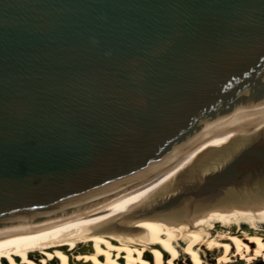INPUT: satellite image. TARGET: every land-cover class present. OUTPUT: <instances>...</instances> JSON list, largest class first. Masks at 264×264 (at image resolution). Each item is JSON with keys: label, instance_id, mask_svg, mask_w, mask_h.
<instances>
[{"label": "water", "instance_id": "water-1", "mask_svg": "<svg viewBox=\"0 0 264 264\" xmlns=\"http://www.w3.org/2000/svg\"><path fill=\"white\" fill-rule=\"evenodd\" d=\"M264 193V0H0V241Z\"/></svg>", "mask_w": 264, "mask_h": 264}, {"label": "bare ground", "instance_id": "bare-ground-1", "mask_svg": "<svg viewBox=\"0 0 264 264\" xmlns=\"http://www.w3.org/2000/svg\"><path fill=\"white\" fill-rule=\"evenodd\" d=\"M264 264V193L200 200L62 238L0 241V264Z\"/></svg>", "mask_w": 264, "mask_h": 264}, {"label": "rangeland", "instance_id": "rangeland-1", "mask_svg": "<svg viewBox=\"0 0 264 264\" xmlns=\"http://www.w3.org/2000/svg\"><path fill=\"white\" fill-rule=\"evenodd\" d=\"M220 264H228V263H220ZM235 264H245V263L244 262H239V263H235Z\"/></svg>", "mask_w": 264, "mask_h": 264}, {"label": "flooded vegetation", "instance_id": "flooded-vegetation-1", "mask_svg": "<svg viewBox=\"0 0 264 264\" xmlns=\"http://www.w3.org/2000/svg\"><path fill=\"white\" fill-rule=\"evenodd\" d=\"M254 264H261V263H259V262H255Z\"/></svg>", "mask_w": 264, "mask_h": 264}]
</instances>
